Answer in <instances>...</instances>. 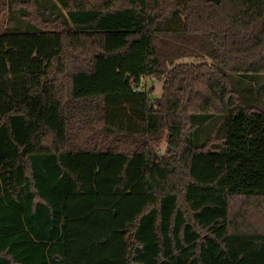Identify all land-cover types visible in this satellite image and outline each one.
<instances>
[{"label":"trees","instance_id":"obj_1","mask_svg":"<svg viewBox=\"0 0 264 264\" xmlns=\"http://www.w3.org/2000/svg\"><path fill=\"white\" fill-rule=\"evenodd\" d=\"M0 264H264V0H0Z\"/></svg>","mask_w":264,"mask_h":264},{"label":"rangeland","instance_id":"obj_2","mask_svg":"<svg viewBox=\"0 0 264 264\" xmlns=\"http://www.w3.org/2000/svg\"><path fill=\"white\" fill-rule=\"evenodd\" d=\"M199 61L200 60H197V59L192 58V57H185V58L179 59L177 61V63L178 64L179 63L180 64L181 63H198ZM251 78H252L251 76L244 78L243 79L244 80L243 85L247 86L249 84V80ZM144 82H145V86L147 89H149V88L154 89L153 94H152V98L160 96L162 94V90H163L162 83L159 82L156 78L146 77L144 79ZM167 136H168L167 132L165 131L159 141L152 142V150L155 153L162 155L166 152L167 146H168Z\"/></svg>","mask_w":264,"mask_h":264},{"label":"crops","instance_id":"obj_3","mask_svg":"<svg viewBox=\"0 0 264 264\" xmlns=\"http://www.w3.org/2000/svg\"><path fill=\"white\" fill-rule=\"evenodd\" d=\"M3 1L7 2L8 0H3ZM4 21H5V20H4Z\"/></svg>","mask_w":264,"mask_h":264}]
</instances>
